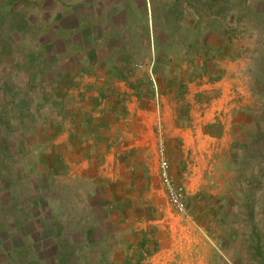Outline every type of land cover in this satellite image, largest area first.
I'll list each match as a JSON object with an SVG mask.
<instances>
[{"label": "rangeland", "instance_id": "rangeland-1", "mask_svg": "<svg viewBox=\"0 0 264 264\" xmlns=\"http://www.w3.org/2000/svg\"><path fill=\"white\" fill-rule=\"evenodd\" d=\"M92 78L97 95L82 97ZM220 80L232 146L185 190L187 213L160 179L153 204L144 181L103 189L111 178L95 149L81 162L68 145L90 138L93 118L74 113L102 112V92L155 112L162 97L188 125L216 103ZM163 145L170 169L178 145ZM147 156L142 179L155 182ZM0 264H264V0H0Z\"/></svg>", "mask_w": 264, "mask_h": 264}, {"label": "crops", "instance_id": "crops-1", "mask_svg": "<svg viewBox=\"0 0 264 264\" xmlns=\"http://www.w3.org/2000/svg\"><path fill=\"white\" fill-rule=\"evenodd\" d=\"M105 77H110V75ZM99 78L101 81H96L95 78H92L86 83H82L77 92L80 93L82 97H89L92 94L97 95V92H94V86L97 84V86L104 90L115 89L114 92H117L120 90L118 84L123 83V81L114 82L111 87V85H108L109 83L102 80V76ZM95 81L97 84H94ZM74 82V79H72L68 82V84L73 88ZM230 82L231 81L229 80L228 85H230ZM215 83L218 86L223 84V89L221 90L223 93L220 97L216 98V103H214L212 107L206 110H200L197 115L190 114L191 120L188 125H183L178 122L176 119L177 114L173 112L172 108H168V106L164 104L165 101L162 97H160L161 111L159 103L156 102L157 99L156 101L154 100L153 105H155L157 110V112H155V110L153 111V108H151L152 102L146 105L144 102H139V108H132L129 104L128 107L125 106L123 108V106L117 103L116 100H109L108 92H102V96H99V100L102 102L98 105L99 107H103L102 112L100 110L98 112L90 113L77 110V112L74 113L76 114L74 118H76L77 115L79 117L87 115L86 120L88 121L93 118L94 123L92 121L88 122L89 125L86 133H89L87 138L90 137L91 139H96L97 141L94 143V141L90 138H86L87 141H84L86 136L79 135L78 138H76V141L68 140V145L71 148L79 150V155H82L80 157L81 162H88L90 159L89 156L84 157V154H87V150L84 151V149H95L97 154L96 158H98L96 163H101L102 167H106L105 169L111 178L109 179L110 181L107 185H103V189L110 190V188H112L115 192H125L127 183L129 187L131 186L132 181L136 183L134 186L137 185L138 187L139 182L144 181V189H149L144 193L149 197V200L152 201L150 204H153L152 195L154 190L156 192L155 195L158 197H161L162 194V183L160 184V178H158V171L156 170L158 163V155L156 151L157 143L164 141L166 148L170 144L175 143L178 145V151L180 154H178L177 157L171 154L169 158L170 166L172 167H170V172L174 173V166H177L178 164L180 167L182 164L185 169L182 175L186 176V190L189 193H196L202 183L203 175L206 171L210 172L212 163L216 161L213 157H217L216 155L223 153V157H225V155H229L230 147L232 146L233 141L232 129L229 124L228 126L227 124L225 125L221 115L222 103H224V98L227 96L225 91L228 88L226 87V80L216 81ZM104 85L108 86L103 87ZM70 86L67 87L71 88ZM122 90L127 91L128 89L125 87ZM74 95L76 99H78L76 96L77 94ZM62 96V98L68 96L66 91L62 92ZM231 99L232 95H230L228 91V106L230 105L228 107V111L233 105L229 102ZM87 100L88 99H86L85 102L88 105ZM55 102L58 103L56 100ZM115 104H117L118 107ZM225 112L226 111H223L222 114L225 115ZM89 116H91V118ZM77 120L76 124H78ZM216 121L224 124L222 132L220 131L219 134H215L205 132L203 130V128H206L208 124H213V122ZM104 124L108 125L102 127ZM63 129L64 127L62 126V130ZM78 133L80 132L78 131ZM64 140L66 141V139ZM148 154L151 156L150 164L152 165L149 169L152 170L149 171V173L154 176L153 174L155 172L156 175V181L153 182L152 179L154 178L149 177V179L151 178L149 183H147L145 178L142 179V174L144 173L142 170L143 168H146L144 164H148L146 161ZM179 167L178 169L181 171V168Z\"/></svg>", "mask_w": 264, "mask_h": 264}, {"label": "built area", "instance_id": "built-area-1", "mask_svg": "<svg viewBox=\"0 0 264 264\" xmlns=\"http://www.w3.org/2000/svg\"><path fill=\"white\" fill-rule=\"evenodd\" d=\"M165 146L163 145V141L157 143V155H158V163H157V171L160 180L162 181V185L166 191V194L170 200V202L175 206V208L183 213L186 212V204L184 201L185 194V186L184 184L175 183L173 181L172 175L169 169V161L167 159L165 153Z\"/></svg>", "mask_w": 264, "mask_h": 264}, {"label": "trees", "instance_id": "trees-1", "mask_svg": "<svg viewBox=\"0 0 264 264\" xmlns=\"http://www.w3.org/2000/svg\"><path fill=\"white\" fill-rule=\"evenodd\" d=\"M221 75H222V71H215L214 70V71L211 72L210 78H212V80H218L221 77Z\"/></svg>", "mask_w": 264, "mask_h": 264}]
</instances>
